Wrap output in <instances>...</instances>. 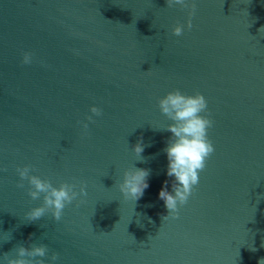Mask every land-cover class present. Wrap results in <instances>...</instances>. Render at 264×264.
<instances>
[{
    "label": "water",
    "instance_id": "1",
    "mask_svg": "<svg viewBox=\"0 0 264 264\" xmlns=\"http://www.w3.org/2000/svg\"><path fill=\"white\" fill-rule=\"evenodd\" d=\"M174 89L205 96L214 151L179 215L163 220L172 121L158 100ZM141 141L143 159L133 152ZM24 165L56 186L83 183L87 195L59 221L50 212L26 221L43 194L33 200L27 180L17 186ZM133 167L150 169L137 201L118 188ZM0 168V237L10 236L0 255L43 243L56 264H258L264 0H0Z\"/></svg>",
    "mask_w": 264,
    "mask_h": 264
},
{
    "label": "clouds",
    "instance_id": "2",
    "mask_svg": "<svg viewBox=\"0 0 264 264\" xmlns=\"http://www.w3.org/2000/svg\"><path fill=\"white\" fill-rule=\"evenodd\" d=\"M166 3L169 7H189V0H166ZM191 8L193 11L189 12V16L194 14V3L191 4ZM187 27H192L191 19L188 20ZM183 31L184 25L179 23L172 28V32L176 36H180ZM32 58L31 52H24L22 63L30 64ZM158 105L161 113L172 121L164 128L171 133V136L167 139L166 146L162 150L167 158L165 175L171 178V191L168 179L162 182L158 191V198L164 202V207L168 210L167 215L163 216L164 220L169 215L174 218L179 215V207L187 202L193 186L199 181V171L205 167L206 158L214 151V146L207 136L213 121L204 114L208 112L207 100L199 92L189 95L179 89H174L161 97L158 100ZM90 112L99 116L102 110L96 105H92ZM93 115H89L86 121L79 122L83 129L89 128L88 121L93 120ZM144 149L145 145L141 141L134 145L133 152L143 159L141 154ZM3 170L0 168V171ZM16 172L20 177L17 186L24 187L23 182L27 180L30 185L28 195L33 200L39 199L43 194V203L30 208L24 214L25 220L29 222L40 219L48 212L55 220L59 221L67 205L72 204L73 201L79 203L77 198L87 195L86 186L83 183L78 186L76 183L63 181L56 186L47 178L31 174L32 167L30 165L18 166ZM149 176L150 169L147 168L133 167L126 170L118 184L119 191L125 199L137 201L150 187ZM8 239L10 236L0 237V244ZM14 252L15 255L9 253L0 255V264H56L58 260V253L55 252L52 253L50 259H44L48 254V247L43 243H32L29 247L20 244L14 249ZM258 264H264V257L258 260Z\"/></svg>",
    "mask_w": 264,
    "mask_h": 264
}]
</instances>
